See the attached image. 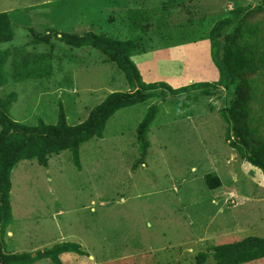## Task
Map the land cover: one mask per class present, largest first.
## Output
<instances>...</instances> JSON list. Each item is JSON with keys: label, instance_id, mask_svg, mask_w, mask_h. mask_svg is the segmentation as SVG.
<instances>
[{"label": "rangeland", "instance_id": "rangeland-1", "mask_svg": "<svg viewBox=\"0 0 264 264\" xmlns=\"http://www.w3.org/2000/svg\"><path fill=\"white\" fill-rule=\"evenodd\" d=\"M164 4L173 7L167 17L161 11ZM259 4L0 0V12L14 10L13 38L0 44V50L10 52L2 68L0 98L16 94L9 114L18 123L56 124L59 109L67 125L83 122L107 94L129 88L99 51L68 46L60 34L91 31L127 39L145 23L152 25V35L144 38L150 50L131 57L142 82H164L172 88L215 82L218 72L205 39L209 30L229 10ZM134 20L137 27L130 28ZM190 20L200 28L195 42L165 46L169 41L157 33L158 24L165 29ZM154 103L158 114L147 133L149 147L143 162L136 163V127ZM222 107V94L200 96L180 110L169 100L153 99L117 111L101 138L81 145L79 168L67 150L51 156L46 167L18 162L10 174V217L0 237L2 252L34 253L72 242L86 255L64 254L63 264H197L201 253L208 255L203 264H214L213 247L264 238V178L225 142ZM210 173L220 181L217 189L204 182Z\"/></svg>", "mask_w": 264, "mask_h": 264}, {"label": "trees", "instance_id": "trees-1", "mask_svg": "<svg viewBox=\"0 0 264 264\" xmlns=\"http://www.w3.org/2000/svg\"><path fill=\"white\" fill-rule=\"evenodd\" d=\"M172 8L164 4L161 11L164 10V16L167 17L172 14ZM260 8L237 6L209 30L205 39L209 43L210 59L218 72L215 82H195L178 88H172L164 82H142L131 61L135 54L150 50L144 38L152 35V28L150 34L148 32L151 24L145 23L139 29L136 28V32L130 33L127 39L111 38L91 31L60 34L59 39L68 46L99 51L123 74L129 90L107 94L89 111L83 122L72 126L67 125L62 109L58 111L56 124H46L41 120L36 125L18 123L9 114V107L17 100L16 94L10 92L0 98V237L8 225H5L6 219L10 217V174L18 162L35 161L46 167L51 156L67 150L73 164L79 168L81 145L101 138L106 122L117 111L146 104L153 99L169 100L180 110L200 96L222 94L223 107L219 115L226 124L224 140L240 159L258 168L264 178V22L254 18ZM136 22L132 21L129 27H137ZM194 24L191 20L172 23L164 29L160 23L157 33L163 34V38L169 41L165 46L193 43L197 39L196 30L200 31L199 26ZM12 25L7 12H0V44L12 40ZM9 55L8 50H0V86L5 82L2 68ZM36 77L34 75L31 79ZM157 114L158 105H148L136 127V163H142L146 156L149 147L147 133ZM203 179L211 190L220 186L219 179L213 173L204 175ZM67 253L86 255L79 244L72 242L57 243L34 253L2 252L0 248V264H33L40 260L63 264L60 256ZM207 256L205 253L197 255V264H203ZM211 258L214 264H245L263 259L264 238L247 237L215 246Z\"/></svg>", "mask_w": 264, "mask_h": 264}, {"label": "crops", "instance_id": "crops-1", "mask_svg": "<svg viewBox=\"0 0 264 264\" xmlns=\"http://www.w3.org/2000/svg\"><path fill=\"white\" fill-rule=\"evenodd\" d=\"M12 8H9L8 10H4L3 12H7V14L10 16V19H11V15H12V13H13V9L11 10ZM24 10H26V9H24ZM7 235H11V231H7V234H6V236ZM12 237V236H11ZM10 237V238H11ZM62 255H64V254H62ZM61 255V256H62ZM60 256V257H61ZM245 264H264V258L263 259H260V260H255V261H252V262H248V263H245Z\"/></svg>", "mask_w": 264, "mask_h": 264}, {"label": "flooded vegetation", "instance_id": "flooded-vegetation-1", "mask_svg": "<svg viewBox=\"0 0 264 264\" xmlns=\"http://www.w3.org/2000/svg\"><path fill=\"white\" fill-rule=\"evenodd\" d=\"M258 6H261V8L255 13L254 18L258 21L264 22V4L262 0H260V4Z\"/></svg>", "mask_w": 264, "mask_h": 264}]
</instances>
